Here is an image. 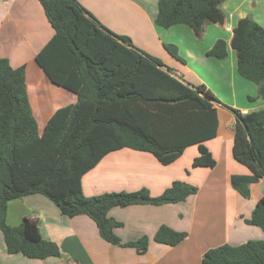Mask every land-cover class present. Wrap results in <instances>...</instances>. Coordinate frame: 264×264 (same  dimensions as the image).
I'll return each mask as SVG.
<instances>
[{"label": "trees", "instance_id": "1", "mask_svg": "<svg viewBox=\"0 0 264 264\" xmlns=\"http://www.w3.org/2000/svg\"><path fill=\"white\" fill-rule=\"evenodd\" d=\"M38 1L54 36L72 57L80 86L70 110L56 112L40 134L26 90L25 65L12 67L0 57V231L6 249L28 258L61 255L58 246L44 239L28 219L17 225L6 222L8 201L38 193L64 216L90 217L105 241L143 253L148 237L121 242L114 228L122 222L108 211L138 203H175L196 193L197 187L175 180L156 196L146 188L86 196L82 175L104 154L124 147L150 152L160 163L169 164L185 147L196 144L198 155L192 165L213 167L215 160L203 142L216 134L214 104L220 100L204 84L188 85L174 77L171 68L132 47L129 37L103 27L78 1ZM223 1L158 0L153 21L161 28L183 24L200 36L206 22H225ZM229 44L237 74L255 83L264 96V27L251 17L239 18L231 28ZM164 47L181 59L176 45ZM206 53L226 57L225 40L216 39ZM229 109L235 117L232 156L250 171L232 174L230 184L248 197L249 185L264 177V108L247 113ZM245 221L264 231V195ZM185 236L186 232L162 224L153 240L175 245ZM201 264H264V240L209 248Z\"/></svg>", "mask_w": 264, "mask_h": 264}, {"label": "crops", "instance_id": "2", "mask_svg": "<svg viewBox=\"0 0 264 264\" xmlns=\"http://www.w3.org/2000/svg\"><path fill=\"white\" fill-rule=\"evenodd\" d=\"M76 1L103 27L129 37L132 47L171 68L174 77L188 85L204 84L218 97L220 103L214 104L218 117L216 134L203 142L215 165H192L198 155L196 144L185 147L169 164L160 163L147 151L127 147L110 151L82 175L84 195L146 188L150 195L156 196L175 180L195 185L197 192L175 203H138L115 206L108 211L110 217L122 222L114 228L121 242L148 237V247L143 253L105 241L90 217L64 216L42 194L14 198L7 203L6 222L17 225L28 219L44 239L58 246L61 255L39 259L9 253L0 231V264H201L203 253L209 248L238 245L250 239L264 240V231L245 221L264 195V177L249 185L248 197L230 184L232 174L250 171L232 156L235 117L229 109L247 113L264 108V96L258 94V86L240 79L244 101H237L233 83L237 78L236 58L229 44L231 28L239 18L251 17L264 27V0H224L221 9L226 15L225 22H206L200 36L183 24L156 26L153 19L158 0ZM218 38L227 45L224 58L206 53ZM166 43L177 46L181 59L165 49ZM0 57L6 58L12 67L25 65L26 90L40 134L56 112L69 111L75 103L80 81L72 57L54 36L38 0H0ZM227 70L231 82L228 91H224L232 100L218 94L212 81ZM162 224L186 232V236L175 245L156 242L153 235Z\"/></svg>", "mask_w": 264, "mask_h": 264}, {"label": "rangeland", "instance_id": "3", "mask_svg": "<svg viewBox=\"0 0 264 264\" xmlns=\"http://www.w3.org/2000/svg\"><path fill=\"white\" fill-rule=\"evenodd\" d=\"M229 76H230V74H229V71L227 70L224 74L221 75L220 78H216V77L212 78V81H213L214 85L216 86V90L218 91V94H221V96L225 100H232L231 99V96L230 95L228 96L226 94V92H225V91H228V88H229L228 84H229V82H231ZM236 77L237 78L233 82L234 85H235V87H236V91H237V92H235L236 98H237V101H244V95L241 94V90H240L241 87H242V85H240V82H238V79H240L241 81H244V83H251V82H249L248 80H245V79L241 78V76H239L238 74H236ZM232 97H233V95H232Z\"/></svg>", "mask_w": 264, "mask_h": 264}, {"label": "built area", "instance_id": "4", "mask_svg": "<svg viewBox=\"0 0 264 264\" xmlns=\"http://www.w3.org/2000/svg\"><path fill=\"white\" fill-rule=\"evenodd\" d=\"M71 264H75V263H71Z\"/></svg>", "mask_w": 264, "mask_h": 264}]
</instances>
